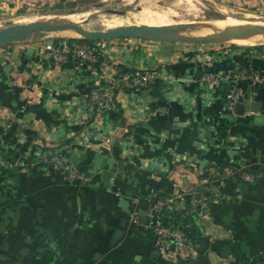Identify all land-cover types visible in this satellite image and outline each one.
<instances>
[{"label": "crops", "instance_id": "crops-1", "mask_svg": "<svg viewBox=\"0 0 264 264\" xmlns=\"http://www.w3.org/2000/svg\"><path fill=\"white\" fill-rule=\"evenodd\" d=\"M57 1L0 0V9ZM213 1L264 13V0ZM64 50L42 35L0 44V264H264V83L242 81L243 110L224 102L225 73L264 72V45L115 37L83 67L55 57ZM142 69L157 71L155 85L114 88L110 108L82 98ZM46 148L85 178L43 163ZM156 214L187 234L171 252L149 232Z\"/></svg>", "mask_w": 264, "mask_h": 264}, {"label": "built area", "instance_id": "built-area-1", "mask_svg": "<svg viewBox=\"0 0 264 264\" xmlns=\"http://www.w3.org/2000/svg\"><path fill=\"white\" fill-rule=\"evenodd\" d=\"M104 40L85 41L83 39H73L70 42H65L66 50L60 54H56L55 57L66 61L69 60V56L71 55L73 62L83 67L85 64L97 61L100 54V42ZM206 74L204 78L212 76L211 74ZM157 75L158 73L155 69L126 70L121 72L117 77L106 80L105 84L101 83L99 86L83 92L82 98L100 109L110 108L113 105L114 88L149 89L156 81ZM224 77L227 79L229 85L227 91L224 93V102L230 107L246 99L241 85L243 80H246L253 86L258 83H264V72L248 68L247 66L229 69ZM40 159L43 163L49 164L51 169L58 171L70 180L85 178L78 163L73 160L64 159L52 148L44 149ZM4 165L5 161L0 158V172ZM195 200L198 204L204 206L207 196L198 190ZM163 203V199H157L154 202V207L160 206ZM148 226L154 237V243L165 252H171L175 245H182L187 239V234L182 227L172 228L168 226L158 214L154 216Z\"/></svg>", "mask_w": 264, "mask_h": 264}, {"label": "rangeland", "instance_id": "rangeland-1", "mask_svg": "<svg viewBox=\"0 0 264 264\" xmlns=\"http://www.w3.org/2000/svg\"><path fill=\"white\" fill-rule=\"evenodd\" d=\"M199 1L201 4L206 6L207 10H201V18L200 21H204L206 19H219L213 15L211 11L208 9V5L210 4L211 6L216 3H220L217 1L213 0H196ZM203 1V2H202ZM153 3L158 6L162 5H170L173 0H60L57 2H52L51 4L43 5V6H38V7H33V8H26V9H0V28L7 25L11 24V21H9V16H13L18 13H24V12H29V11H42L38 13H33L36 18L30 19L27 18L23 20L22 23H27L34 21L36 19H45L49 18L48 15L51 13H61L63 17H66V15L69 13L71 14V19L74 22L80 23L85 29H99L103 27H109L112 26L118 19L116 16H120L121 14H124V12H130V14L134 13L137 8L139 9V3ZM137 3V4H136ZM136 5V6H135ZM209 5V7H210ZM224 6H228L224 5ZM228 7H233V8H238L240 10H243L246 13H251L254 14L255 17H249L251 19H248L250 21H247V23H253L258 19H264V13L257 9H249V8H240V7H234V6H228ZM131 8V9H130ZM124 11V12H123ZM32 14V15H33ZM175 20L178 23L175 24H180V25H190V26H196V27H201V28H209L212 29V25H206V24H187L183 23L184 18L179 12H175ZM53 15V14H52ZM180 16V17H179ZM224 21V19H220ZM210 21V20H209ZM219 22V23H220ZM21 23V22H19ZM236 23H243L241 21H224L223 22V27L224 26H232ZM220 26V27H222ZM214 29H219L218 27ZM64 29H57V30H49V31H43L41 32L42 36L45 38H51L53 41H61L64 40L65 42H70L73 39H82L84 38L80 33H78L74 28H71L73 32H67V31H62ZM77 33V34H76ZM131 39H146L150 41H169L173 42V40H170L169 38L157 35V34H148V35H142L140 37L138 36H129ZM232 38V37H231ZM88 39V38H86ZM94 39H90L89 41H92ZM177 42V41H176ZM180 43L184 44H190L187 42H182L178 41ZM195 44L202 45V46H207L210 48H216V47H221V46H230V45H235V46H243V45H264V42L262 43H240L236 42L233 38L228 39L224 38L222 40H207V41H202V42H197Z\"/></svg>", "mask_w": 264, "mask_h": 264}, {"label": "bare ground", "instance_id": "bare-ground-1", "mask_svg": "<svg viewBox=\"0 0 264 264\" xmlns=\"http://www.w3.org/2000/svg\"><path fill=\"white\" fill-rule=\"evenodd\" d=\"M167 1V0H166ZM203 2V1H202ZM137 4V3H136ZM210 5V4H209ZM207 6L209 11L212 14L219 18V19H206L204 21H200L201 18V10H207L206 6L201 4L199 1L196 0H173L170 5H162L158 6L153 3H139V9L130 14V12H124L120 16H116L118 19L112 26L109 27H116L120 25H157V26H164L169 31L176 33V34H186V35H193V34H213L216 33V27H220L223 25L225 21H241L243 23H236L230 27H234L244 33H254L255 35L250 38L246 39H234L236 42L240 43H262L264 42V37L261 35L264 34V19H258L253 23H247L251 19L249 17H255L254 14L246 13L243 10L238 8L228 7L221 4H214V5ZM136 6V5H135ZM131 9V8H130ZM175 12H179L183 18L184 22L187 24H206L212 25V29L209 28H201L196 26L190 25H180L175 24L178 23L175 20ZM59 16H51L45 19H36L31 22L41 21L43 23L52 22V21H72L71 14H67L66 17H63L61 14H57ZM180 17V16H179ZM220 19H224V21L220 22ZM210 20V21H209ZM220 22V23H219ZM22 24V23H18ZM1 26V25H0ZM108 28V27H106ZM62 31L73 32L71 28H65ZM77 34V33H76ZM228 39H232L228 36ZM247 45V44H246Z\"/></svg>", "mask_w": 264, "mask_h": 264}, {"label": "water", "instance_id": "water-1", "mask_svg": "<svg viewBox=\"0 0 264 264\" xmlns=\"http://www.w3.org/2000/svg\"><path fill=\"white\" fill-rule=\"evenodd\" d=\"M65 28H74L78 33H80L84 38L88 39H110L115 37H129V36H142V35H150L157 34L166 38H169L173 41H182L187 43H197L207 40H222L224 38H228V36L233 39H246L253 37L254 33H244L234 27L230 26H222L218 27L216 33L213 34H176L169 31L164 26L157 25H120L116 27H103L99 29H85L80 23L74 21H66L60 22L58 20L43 23L41 21H35L32 23H11L7 24L0 28V44L6 42H12L16 40L25 39L28 37H39L41 36V32L49 31V30H57V29H65ZM264 37V34L261 35ZM244 96L247 98L249 96L248 92L244 93ZM237 106H240L241 110L244 108L243 102H238ZM121 225H125L124 221H122ZM124 234L123 228H116L111 237V243L116 242L119 238Z\"/></svg>", "mask_w": 264, "mask_h": 264}, {"label": "trees", "instance_id": "trees-1", "mask_svg": "<svg viewBox=\"0 0 264 264\" xmlns=\"http://www.w3.org/2000/svg\"><path fill=\"white\" fill-rule=\"evenodd\" d=\"M83 40H85V41H89L90 39H86V38H82ZM93 41V40H92ZM156 82V81H155ZM154 82V83H155ZM103 84H105V83H103ZM155 84H153L152 86H154ZM149 232H150V234H151V231L149 230Z\"/></svg>", "mask_w": 264, "mask_h": 264}]
</instances>
